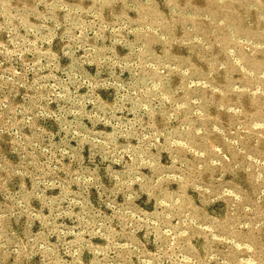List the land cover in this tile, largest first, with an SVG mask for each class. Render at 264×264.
<instances>
[{"label":"rangeland","instance_id":"1","mask_svg":"<svg viewBox=\"0 0 264 264\" xmlns=\"http://www.w3.org/2000/svg\"><path fill=\"white\" fill-rule=\"evenodd\" d=\"M0 264H264V0H0Z\"/></svg>","mask_w":264,"mask_h":264}]
</instances>
